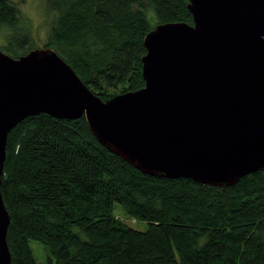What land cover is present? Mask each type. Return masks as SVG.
<instances>
[{
    "label": "trees",
    "instance_id": "obj_1",
    "mask_svg": "<svg viewBox=\"0 0 264 264\" xmlns=\"http://www.w3.org/2000/svg\"><path fill=\"white\" fill-rule=\"evenodd\" d=\"M188 2L46 0L44 47L102 98L137 90L145 35L159 23L192 24ZM0 34L13 57L36 47L13 0H0ZM1 191L11 264H39L31 240L52 264H264V167L228 187L149 175L101 145L84 116L41 113L13 128ZM116 204L147 230L115 214Z\"/></svg>",
    "mask_w": 264,
    "mask_h": 264
},
{
    "label": "water",
    "instance_id": "obj_2",
    "mask_svg": "<svg viewBox=\"0 0 264 264\" xmlns=\"http://www.w3.org/2000/svg\"><path fill=\"white\" fill-rule=\"evenodd\" d=\"M188 1L192 24L145 35V85L107 100L52 47L0 49V264L12 262L6 145L29 116H84L101 145L153 176L228 187L264 167V0Z\"/></svg>",
    "mask_w": 264,
    "mask_h": 264
},
{
    "label": "rangeland",
    "instance_id": "obj_3",
    "mask_svg": "<svg viewBox=\"0 0 264 264\" xmlns=\"http://www.w3.org/2000/svg\"><path fill=\"white\" fill-rule=\"evenodd\" d=\"M13 1L16 2L19 8L21 9V12L23 14V17L27 25L31 26L32 28L33 36L35 38L34 41L36 42L35 46L44 47V45L49 40V36L51 35V29L53 25V17L49 15L47 12L46 0H13ZM152 22L155 24L156 20L153 19ZM2 44H4V39L0 34V45ZM120 93H124V92H119L116 93L115 95ZM100 97L102 98V96ZM109 98L111 97L102 98V99L107 100ZM115 214H117L120 218L124 219L131 227L135 229L144 231L147 230L148 228V223L146 221L144 220L136 221L134 219H131L125 213L122 206L119 204H116L115 206ZM30 244L39 264H52L51 261L49 260L50 258L49 252L45 249L42 243L36 240H31Z\"/></svg>",
    "mask_w": 264,
    "mask_h": 264
}]
</instances>
